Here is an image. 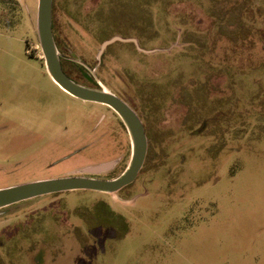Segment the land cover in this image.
Segmentation results:
<instances>
[{
	"label": "rangeland",
	"instance_id": "374dc122",
	"mask_svg": "<svg viewBox=\"0 0 264 264\" xmlns=\"http://www.w3.org/2000/svg\"><path fill=\"white\" fill-rule=\"evenodd\" d=\"M84 3L66 43L82 65L64 60V70L135 107L149 156L116 194L73 191L0 210V264H264V0ZM37 12L38 0H0V147L10 154L35 140L43 118L79 123L84 110L107 109L52 80ZM114 36L155 52L116 42L99 60ZM75 143H90L94 162L120 154L109 136ZM71 169L0 173V189Z\"/></svg>",
	"mask_w": 264,
	"mask_h": 264
},
{
	"label": "flooded vegetation",
	"instance_id": "af4514ba",
	"mask_svg": "<svg viewBox=\"0 0 264 264\" xmlns=\"http://www.w3.org/2000/svg\"><path fill=\"white\" fill-rule=\"evenodd\" d=\"M84 2L85 0H53V32L58 50L62 56L63 68L64 60L82 65L77 62L78 55L76 52L67 47L66 43L69 41L68 31L71 28V24L80 17L81 9H83V4H85ZM66 49L69 52V56L65 54ZM84 75H86V73L83 74V76ZM84 77L88 79V81H92L90 76L86 75ZM124 101L127 102L126 100ZM127 103L135 110L144 123L135 107L129 102ZM103 106L107 109L105 110L106 112H104L105 114L103 112L101 113V116L97 111L84 110L82 113L83 118L79 120V123L82 125H79V127V123L72 121H66L65 123L58 124L55 120H53V118H50L49 122L48 120L46 121L47 118H43L40 121V129L37 132L34 141L27 143L19 140V146L16 148L18 151H14L12 154H10V151L6 149V147H0L1 175L8 178H14L29 173L53 174L54 172L62 171L67 168H72L67 171V174L69 175L62 177L90 176L111 180L121 175L131 160V138L120 116L109 106ZM65 112L69 113V110H66ZM95 119H98V122L100 123L93 126L92 123ZM145 130L149 141V133L146 126ZM92 133L97 134L99 140L106 136H109L110 139L113 138V140H115L114 148L116 151L120 152L119 156L111 161L105 162H94L93 160H90L93 156L95 158L96 153L94 147L90 145V143L76 144L75 140L78 137H84ZM122 136L126 137V141L124 143L121 142ZM11 142L12 141H8L7 144L10 145L12 144ZM13 142L15 144V141ZM32 146H35V148L31 150L30 147ZM28 152L31 154L26 155ZM148 156L149 149L145 164ZM102 163H110V167L97 174L89 172L90 169L103 165ZM122 165H124L123 169L117 172ZM144 167L139 173L137 179L121 191L130 188L139 180Z\"/></svg>",
	"mask_w": 264,
	"mask_h": 264
},
{
	"label": "water",
	"instance_id": "95a60500",
	"mask_svg": "<svg viewBox=\"0 0 264 264\" xmlns=\"http://www.w3.org/2000/svg\"><path fill=\"white\" fill-rule=\"evenodd\" d=\"M37 31L45 67L52 80L74 98L83 102L107 105L120 116L131 138V160L124 172L111 180L90 176H68L2 188L0 189V210L42 196L73 191L116 194L137 179L148 154L149 143L144 123L127 102L104 87L93 88L81 84L65 72L53 32V0H38ZM116 42L134 43L140 51L155 52V50L142 49L137 39L114 36L103 42L98 59L101 60L108 47ZM109 167L110 165H101L90 169L89 172L97 174Z\"/></svg>",
	"mask_w": 264,
	"mask_h": 264
},
{
	"label": "trees",
	"instance_id": "16d2710c",
	"mask_svg": "<svg viewBox=\"0 0 264 264\" xmlns=\"http://www.w3.org/2000/svg\"><path fill=\"white\" fill-rule=\"evenodd\" d=\"M155 1H157V0H154V2ZM153 2V0H125V6L127 7V8H129V6H131V4L133 3V4H135V3H137V6L139 5V7H141L143 4L144 5H150V4H153L154 3ZM245 10L242 8V11H241V13H242V17H243V12H244ZM138 12V11H137ZM244 14H245V12H244ZM140 17H141V15H140ZM243 20V19H242ZM139 32H140V35H142L141 33H142V30H140L139 29ZM219 34H222L220 31H219ZM224 35H226L225 33H223ZM247 34H249V32H243V33H240L239 35V38L240 37H243V36H247ZM79 68H81L83 71L85 70L86 71V69L83 67V66H80L79 65ZM66 72V71H65ZM67 73V72H66ZM68 74V73H67ZM69 75V74H68ZM70 76V75H69ZM84 76H86V75H84ZM71 77V76H70ZM158 97V96H157ZM160 99V98H159Z\"/></svg>",
	"mask_w": 264,
	"mask_h": 264
}]
</instances>
